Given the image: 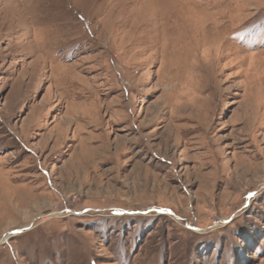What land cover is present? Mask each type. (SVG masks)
Here are the masks:
<instances>
[{
    "label": "rangeland",
    "instance_id": "374dc122",
    "mask_svg": "<svg viewBox=\"0 0 264 264\" xmlns=\"http://www.w3.org/2000/svg\"><path fill=\"white\" fill-rule=\"evenodd\" d=\"M0 264H264V0H0Z\"/></svg>",
    "mask_w": 264,
    "mask_h": 264
}]
</instances>
